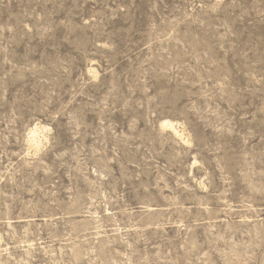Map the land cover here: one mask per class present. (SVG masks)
<instances>
[{"label": "rangeland", "instance_id": "obj_1", "mask_svg": "<svg viewBox=\"0 0 264 264\" xmlns=\"http://www.w3.org/2000/svg\"><path fill=\"white\" fill-rule=\"evenodd\" d=\"M0 264H264V0H0Z\"/></svg>", "mask_w": 264, "mask_h": 264}, {"label": "bare ground", "instance_id": "obj_2", "mask_svg": "<svg viewBox=\"0 0 264 264\" xmlns=\"http://www.w3.org/2000/svg\"><path fill=\"white\" fill-rule=\"evenodd\" d=\"M161 127H163L164 129H168V130L170 129L174 133V136L176 135L177 137L184 140L183 134H181L180 131H178V128H176V124H174L173 122L164 120L161 124ZM40 129L38 126H35L33 127V129L30 130V136L32 137L33 141L36 144L38 143V135L40 134L39 132Z\"/></svg>", "mask_w": 264, "mask_h": 264}, {"label": "clouds", "instance_id": "obj_3", "mask_svg": "<svg viewBox=\"0 0 264 264\" xmlns=\"http://www.w3.org/2000/svg\"><path fill=\"white\" fill-rule=\"evenodd\" d=\"M45 131H48V129H45ZM46 143L44 147H46ZM26 148H27V155L30 156H37L40 154V151H42V147L40 145H37L34 143L32 137L29 135L26 139Z\"/></svg>", "mask_w": 264, "mask_h": 264}]
</instances>
